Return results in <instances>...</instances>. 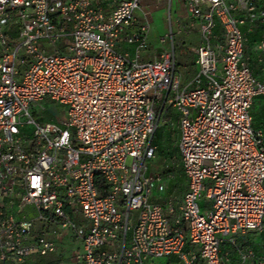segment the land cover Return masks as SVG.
<instances>
[{
	"label": "built area",
	"instance_id": "built-area-1",
	"mask_svg": "<svg viewBox=\"0 0 264 264\" xmlns=\"http://www.w3.org/2000/svg\"><path fill=\"white\" fill-rule=\"evenodd\" d=\"M184 6L182 28L200 34L187 85L173 52L138 60L151 23L142 0H0V264H45L38 258L50 253L59 255L48 264H64L50 236L58 229L79 241L76 264H145L171 254L226 264L221 239L262 229L264 148L250 107L264 80L243 59L241 26L264 24V0ZM136 10L142 21L129 33ZM121 40L137 42L133 56L117 50ZM46 98L65 107L63 120L33 119L29 109ZM159 103L180 114L187 183L178 214L170 200H150L164 187L158 173H146ZM26 205L35 218L18 215ZM247 255L264 264V254Z\"/></svg>",
	"mask_w": 264,
	"mask_h": 264
},
{
	"label": "crops",
	"instance_id": "crops-1",
	"mask_svg": "<svg viewBox=\"0 0 264 264\" xmlns=\"http://www.w3.org/2000/svg\"><path fill=\"white\" fill-rule=\"evenodd\" d=\"M185 0H171L169 6L163 1H155V0H142V9L144 11H148L152 14L156 9L163 8L166 10L167 18H168V26L167 32L164 37L160 38V42L164 43L166 41V37L168 36L169 44L171 46V50H166L165 48H159L153 52H147L145 47L147 45V35L146 38V45L140 49V56L138 58L139 61L146 62L152 60L154 58H158L161 53L165 51L173 52L175 58V69L176 72L180 76L181 83L184 85L189 84V82L193 79L194 75L197 73L198 66L195 61V47L191 48L190 51L192 52V57L190 59H182L180 64L176 63V56L174 51V36L180 34L183 31H191L189 29H183V25H187L188 18L185 13ZM142 21V14L140 11V16L135 15V21L133 25L128 29V32H135L137 31L140 22ZM241 29L244 33V54L243 59L246 61L248 66L250 67L252 75L259 81L264 80V24L259 21L249 22L246 20L244 24H242ZM150 31V30H149ZM170 32H172V39H170ZM214 33L220 34L219 28L214 29ZM163 39V41H161ZM199 42H200V34H199ZM137 42H128L126 40H121L117 46V50L121 53H126L129 56H133L135 54V50L137 47ZM198 45V44H197ZM142 59V60H141ZM192 86V85H190ZM172 108L170 106L164 105L162 106L161 103L155 105V111L158 115V121L162 114L168 109ZM174 110V120L171 123H176L178 138H179V126H178V119H179V112ZM250 114H251V125L253 128L259 130L262 134L263 138V148H264V95H256L252 99V104L250 107ZM158 124V123H157ZM156 131V130H155ZM154 135V134H153ZM178 145V141H177ZM187 183V180H186ZM186 188V185H185ZM185 191V190H184ZM158 193V192H156ZM202 198V197H201ZM156 198L150 196V200L155 201ZM205 199V197H204ZM172 202L171 199H168ZM167 200V201H168ZM166 201V202H167ZM205 199L201 203H199L200 208L202 211H208L210 208L209 205H205ZM164 202L163 204H165ZM181 202V201H180ZM161 204V205H163ZM173 204V203H172ZM180 204V203H179ZM179 207V205H178ZM178 207L176 214H178ZM175 208V207H174ZM135 216V213H134ZM171 217L170 220H172ZM184 226V223L182 224ZM64 241L70 243H76L78 245V250L81 249L79 241L74 240L71 238V234L69 233L66 237H64ZM188 247L187 244L183 247V251H187ZM220 253L225 256L226 264H253L255 262V258L251 256H246L245 258L242 257L246 252L251 251L255 256H260L264 254V225L260 230H247L242 233L232 234L228 237L221 239L220 246H219ZM59 251V248H58ZM60 252V251H59ZM58 252V253H59ZM54 256H43L39 257L40 260L45 263H52L58 259V255L56 253H50ZM62 255V254H60ZM64 257V255H62ZM154 259L157 258H150L145 261V264H151ZM161 259V258H160ZM165 262L169 264H186L184 263L178 254H171L166 256ZM191 264H203L202 261L194 262Z\"/></svg>",
	"mask_w": 264,
	"mask_h": 264
},
{
	"label": "rangeland",
	"instance_id": "rangeland-1",
	"mask_svg": "<svg viewBox=\"0 0 264 264\" xmlns=\"http://www.w3.org/2000/svg\"><path fill=\"white\" fill-rule=\"evenodd\" d=\"M136 16H140V11H135ZM167 26H168V18L166 10L163 8L156 9L152 14V20L150 23V31L147 38V45L145 47V50L147 52H153L158 50L159 48H165L166 50H171V46L169 44L168 36L166 37V41L164 43L160 42V38L164 37L167 32ZM199 44V32L196 29H193L191 31H183L180 34H177L174 36V51L176 56V63L180 64L182 59H190L192 57V52L190 51L191 48L197 46ZM142 60V59H141ZM31 115L34 120H46V121H52V122H59L64 119L65 117V107L59 103H52L48 98H46L45 101L41 102V107H31L30 109ZM174 110L172 108H168L160 117L156 132L154 134L153 138V145L155 144L154 154L150 159L146 160V173L148 174H159L162 177V180L165 183L169 181L172 177L171 172H163V167L168 166L169 163L172 165L178 164L180 161V155H179V149L175 148L174 145H172L169 141V136L172 128H177L176 123H171L173 118ZM25 132L29 133L31 130V125H25L23 128ZM173 143L177 142L176 133L173 131ZM175 152L178 159L177 161L174 160L171 161V154ZM128 162H130V158L128 159ZM169 162V163H168ZM181 162V161H180ZM168 163V164H167ZM163 168V169H161ZM181 173L177 172L174 175V179L176 180V186L179 188L180 186H184V180L181 177ZM176 177V178H175ZM158 190L154 189L152 191L151 196L153 198H156L155 201H151L152 203L156 204H162L164 203L165 198L167 197L164 193H156ZM176 194H174L175 196ZM168 198V197H167ZM166 198V199H167ZM170 199V198H168ZM204 196L198 200L199 203L204 201ZM173 202V199H172ZM205 205H209L208 201H205ZM175 206V205H174ZM176 209V208H175ZM177 211V210H176ZM134 212H131V218L133 217ZM20 217L24 215L26 219H32L36 217V213L31 207V205H26L23 209V212L18 214ZM79 220L83 221V217L79 216ZM35 224L40 225L39 221H35ZM69 234V231L67 229H61L57 230L56 233L52 234L50 233V236L57 239L58 242V248L59 253L64 255V264H76L73 263L70 259V256L72 255V252L74 250H78V245L76 243H73V241H70L68 243L67 241H64V237H66ZM48 256H54L53 254H49ZM165 258H157L154 259V261L151 264H169L165 262ZM40 260V258H38ZM182 264V263H181Z\"/></svg>",
	"mask_w": 264,
	"mask_h": 264
},
{
	"label": "trees",
	"instance_id": "trees-1",
	"mask_svg": "<svg viewBox=\"0 0 264 264\" xmlns=\"http://www.w3.org/2000/svg\"><path fill=\"white\" fill-rule=\"evenodd\" d=\"M172 120H174V117L172 118ZM175 132L176 133V138H177V141H178V132H177V128H172L171 129V134H170V136H169V141H170V143L172 144V145H174V147L175 148H178V145H177V142L176 143H173V135H172V132ZM156 132V131H155ZM155 132H154V134H155ZM154 136V135H153ZM153 138L154 137H152V140H151V142L153 143ZM153 145V144H152ZM154 146H156L155 144H154ZM171 161L173 162L174 160H176L177 161V159H178V157H177V155L175 154V152H173L172 154H171ZM181 161V160H180ZM178 162V164H171V163H167L168 164V166L166 165V167H163V168H161V169H163V172L164 173H166V172H171L173 175H172V177L173 178H171L169 181H167V183H165L164 184V182H163V184H164V187H163V189L162 190H159V191H157L158 193H164L168 198H170L171 200L173 199V205H175L174 207L177 209V207H178V205H179V203H180V201H181V198H182V195H183V193H184V190H185V185H186V176H185V174H184V171H183V168H182V163L181 162ZM175 162V161H174ZM177 172H180L182 175H181V177L183 178V180H184V186H180L179 188H177V186H176V180L174 179V175L177 173ZM176 178V177H175ZM174 194H176L175 196H174ZM166 197V198H167ZM165 198V200H164V202H166L167 200H168V198L166 199ZM163 204V203H162ZM164 205V204H163Z\"/></svg>",
	"mask_w": 264,
	"mask_h": 264
}]
</instances>
